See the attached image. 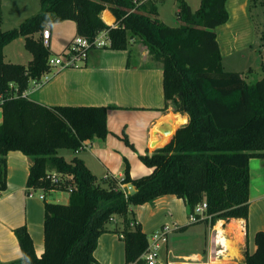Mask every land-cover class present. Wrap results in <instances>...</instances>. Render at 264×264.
Here are the masks:
<instances>
[{
	"label": "trees",
	"instance_id": "obj_1",
	"mask_svg": "<svg viewBox=\"0 0 264 264\" xmlns=\"http://www.w3.org/2000/svg\"><path fill=\"white\" fill-rule=\"evenodd\" d=\"M200 1V8L193 11L186 0H177L181 24L170 27L158 19L153 0H40L41 10L32 18L12 30L0 29V95L5 97L0 190L7 186L10 151L33 159L29 189L57 187L49 178L54 172L73 176L61 187L73 188L69 203L45 204L42 256L38 257L27 228L19 227L15 233L23 257L12 264H99L94 255L99 238L110 231L124 238L126 264H140L149 237L132 208L167 195L184 199L191 213L206 202V214L211 216L206 221L211 225L248 218L250 160L264 158V75L251 83L243 73L224 69L216 29L229 21L227 0ZM105 10L115 16V27L102 19ZM104 17L111 20L108 13ZM67 20L76 23L77 36L91 43L107 31L114 50H125L139 39L163 64L167 106L189 114L190 120L168 145L152 155H140L153 169L151 174L132 178L128 164L123 180L111 177L99 182L81 158L69 161L59 154L78 151L87 140L107 138L109 107H48L22 96L32 81L52 70L53 55L44 44L43 31ZM20 37L33 54L27 66L5 60V47ZM11 84L18 88L19 97L10 96ZM121 184L135 188L128 199ZM115 217L119 223L113 229ZM255 242L256 252H245L243 264H264V231L256 234Z\"/></svg>",
	"mask_w": 264,
	"mask_h": 264
},
{
	"label": "crops",
	"instance_id": "obj_2",
	"mask_svg": "<svg viewBox=\"0 0 264 264\" xmlns=\"http://www.w3.org/2000/svg\"><path fill=\"white\" fill-rule=\"evenodd\" d=\"M256 1L227 0L229 21L216 29L224 69L228 66V60H234L230 66L238 60V65L243 63L246 67L240 72L245 76L247 72L251 74L259 69L263 72L264 68V15L262 17V13L256 15L254 12L261 5L264 7V0L260 1L259 6ZM191 8L196 11L200 6L196 10ZM105 13L110 15L111 20L105 19ZM157 17L162 22L159 11ZM102 19L107 25L116 26V18L109 10L102 13ZM47 28L51 32L49 49L52 53L55 40L63 39L65 50L78 37L76 23L71 20ZM39 36L35 35L36 38ZM18 41L28 50L26 39L20 37L5 47V60L27 66L33 60V54L28 57V64L8 59L7 50ZM109 46L90 49L87 59L79 67L53 68L50 80L39 89L32 90L27 97L48 107H109L107 138L87 140L84 142L86 147L73 151L69 157L64 156L69 161L75 157L81 158L99 182L111 177L123 180L128 164L132 178L151 174L153 169L141 161L140 155H152L168 145L177 130L190 120L189 114L176 112L172 104L167 106L163 64L153 59L141 40L133 39L125 50H114ZM10 54L18 57L14 56L12 50ZM24 57L27 55L20 56ZM2 122L3 107L0 104V125ZM161 128L169 133H164ZM125 138L129 143L125 142ZM32 163L33 159L20 151H10L7 155V186L5 190H0L2 264H12L23 257L15 233L19 227L27 228L38 257L45 251V204L55 202L50 197L60 190L47 192L46 199L40 198L41 192L37 188L31 195L28 180ZM250 174L247 219L218 220L215 225L206 220L192 223L186 201L174 195L132 208L149 237V244L153 234L162 227L174 226L168 242L162 244L155 264H214L217 259L224 262L226 256L233 252L235 256H230L227 263L243 264L245 252H256V234L264 231V158L250 160ZM117 223L115 217L113 229ZM219 225L230 243L229 249L218 242ZM94 255L99 264H126L123 236L115 231L104 233L99 238ZM142 261L140 264H148L144 256Z\"/></svg>",
	"mask_w": 264,
	"mask_h": 264
},
{
	"label": "built area",
	"instance_id": "obj_3",
	"mask_svg": "<svg viewBox=\"0 0 264 264\" xmlns=\"http://www.w3.org/2000/svg\"><path fill=\"white\" fill-rule=\"evenodd\" d=\"M42 37L44 40V44L49 47L51 40V32L48 28L43 31ZM108 44H110V39L108 37L107 31L97 36L93 43L89 42L86 38L78 36L70 43L68 47H66V49L60 55L55 58L51 57L49 60V65L52 67V69L55 67H60L62 69L79 67L80 64L87 59L90 49H92L93 47H105ZM51 72L52 71L45 73L39 80L32 81L30 87L23 93L22 96L28 97L29 93L32 92V90H37L44 84H46L50 80ZM11 89H13L14 91L10 94L11 97L20 96L18 95V88L16 86L11 84ZM4 100L5 97L3 95H0V104L3 103ZM83 147H86L85 143L83 144L82 148ZM49 178L51 182L57 187L48 191L44 188H39L41 192V199H46L47 192L61 190L63 183L67 179L73 180V176L68 175L65 177L63 174H59L56 172L50 175ZM120 187L123 191L125 198L128 199L129 195L132 193L133 187L131 186V184H121ZM35 189L36 188H30V192H32L31 195H33V191H35ZM72 192L73 188L71 187L69 189V193ZM207 207L208 206L206 202H203L198 205L195 211L190 215L191 222L198 223L200 221L210 219L211 216L206 214ZM173 230L174 226L165 225L153 234L149 247L146 253L144 254V257L148 264L156 263L162 244L168 242L169 236L173 232Z\"/></svg>",
	"mask_w": 264,
	"mask_h": 264
},
{
	"label": "rangeland",
	"instance_id": "obj_4",
	"mask_svg": "<svg viewBox=\"0 0 264 264\" xmlns=\"http://www.w3.org/2000/svg\"><path fill=\"white\" fill-rule=\"evenodd\" d=\"M0 1H1L3 17H4L3 23L1 25V29L3 31L12 30L14 28L19 27L20 24L32 18L34 15H36L41 10L40 0H0ZM154 1L158 7L160 19L162 20V22H164L165 25L170 26V27L180 26L181 23L177 18V9H178L177 0H154ZM187 1L193 7L194 10L199 8L200 2H201L200 0H187ZM260 1L262 0L256 1V4L258 6L260 4ZM261 6L259 8H256L254 12L256 15L262 13L261 16L263 17L264 7L263 6L261 7ZM67 21H70V20H67ZM63 22H66V21H63ZM260 29H263V27H261ZM55 46H56V49H55ZM52 47H54L52 48V51H53L52 55L53 56L60 55L65 48L63 39L55 40V45H52ZM60 47L61 49H59ZM11 50L13 51L14 56H18V57H13L12 54H10ZM7 53L9 54V57H8L9 60L11 59V60H14L15 62L24 63V64H28L29 56L32 57V53L26 50L24 45L21 44L20 41L13 44L12 47H10L7 50ZM23 55H27V57L20 58V56H23ZM233 61L232 60L227 61V65H228L226 68L227 72H242L246 68L245 65H243V63L241 65H238L237 64L238 60L235 61L236 62L235 65H234L235 63L234 62L233 65L230 66L229 65L230 62H233ZM263 75L264 73L262 72V70L259 69L256 72L251 73V74L247 72L246 77H247L248 82L252 83L256 80L261 79ZM71 151L72 150L70 151L60 150L59 154L65 157H69L73 154V151L72 152ZM70 194L71 193H69V191L60 190L56 195H51L50 198L52 199V201H55L56 203L68 204V198ZM185 248L188 249V246H186Z\"/></svg>",
	"mask_w": 264,
	"mask_h": 264
},
{
	"label": "bare ground",
	"instance_id": "obj_5",
	"mask_svg": "<svg viewBox=\"0 0 264 264\" xmlns=\"http://www.w3.org/2000/svg\"><path fill=\"white\" fill-rule=\"evenodd\" d=\"M218 224H220V223H218ZM217 230H218V242L220 243V244H223L224 245V247L225 248H227V249H229L230 248V243L226 240V238L224 237V235H223V230L220 228V225L218 226V228H217ZM239 242V241H238ZM217 243V242H216ZM221 250V249H220ZM236 252V251H235ZM218 254V253H217ZM229 254V253H228ZM230 256H231V258H232V256L234 257L235 256V254H234V252L233 253H231V254H229V255H227L226 256V258H225V261L224 262H220L218 259L217 260H215V262H214V264H226L227 263V261H228V259L230 258ZM228 264V263H227Z\"/></svg>",
	"mask_w": 264,
	"mask_h": 264
},
{
	"label": "water",
	"instance_id": "obj_6",
	"mask_svg": "<svg viewBox=\"0 0 264 264\" xmlns=\"http://www.w3.org/2000/svg\"><path fill=\"white\" fill-rule=\"evenodd\" d=\"M162 130H163V128H161ZM164 131V133H169V131L168 130H163Z\"/></svg>",
	"mask_w": 264,
	"mask_h": 264
}]
</instances>
